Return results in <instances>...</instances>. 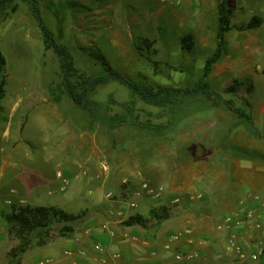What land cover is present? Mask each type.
Segmentation results:
<instances>
[{
	"label": "rangeland",
	"instance_id": "374dc122",
	"mask_svg": "<svg viewBox=\"0 0 264 264\" xmlns=\"http://www.w3.org/2000/svg\"><path fill=\"white\" fill-rule=\"evenodd\" d=\"M34 1L45 24L72 53L80 73L105 77L109 68L140 84L182 91L207 83L211 95L180 97L172 105L158 107L111 81L88 95L89 108L76 105L65 93L58 56L44 45ZM217 5L218 0L10 4L0 17V51L7 63L6 96L0 109V264L9 263L10 251L20 244L8 233L3 213L27 205L57 207L81 216L73 224L79 232L94 198L90 189L104 187V195L133 202V193L155 179L161 168L209 156L210 151L240 150L249 138L264 136V115L242 119L226 105L228 101L249 117V104H256L259 114L264 104V90L257 92L252 86L249 90L247 85L264 75V5L249 7L247 0H229L230 9L246 10V14L240 10L239 17L233 14L232 26L262 20L259 28L229 32L225 36L229 52L239 53L234 43L247 42L248 36L263 48L255 51L259 47L252 46L256 57L246 53L244 60L225 54L204 79L206 61L217 46ZM187 35L193 37L191 51L182 49L181 38ZM146 39L154 42L149 49L143 46ZM64 162L74 179L60 191L56 173L64 171ZM83 170L92 173L93 183L81 175ZM124 188L130 190L122 195ZM142 198L135 201L146 213ZM170 209L175 212L177 205ZM60 227L54 225L45 248L33 240L22 264L57 258L50 249L58 250L63 243Z\"/></svg>",
	"mask_w": 264,
	"mask_h": 264
},
{
	"label": "crops",
	"instance_id": "0c3cea01",
	"mask_svg": "<svg viewBox=\"0 0 264 264\" xmlns=\"http://www.w3.org/2000/svg\"><path fill=\"white\" fill-rule=\"evenodd\" d=\"M247 1L249 7L264 5V0ZM233 9L237 17L241 16L240 10L246 14L244 8L237 12ZM248 24L243 27L238 23L232 30L242 28L247 32ZM246 39L249 40L234 43L237 54L229 52L225 41V54L231 58L237 55L242 60L246 53L256 57L255 51H262L263 47L251 36ZM252 46L259 48L254 51ZM247 85L249 90L252 87L257 92L259 88L264 90V75L257 77L254 85L250 82ZM255 105L247 106L252 111L249 120L264 115V104L260 106V114ZM241 146L240 150L210 151L209 156L202 154L183 164L161 168L158 176L147 183L153 189L165 188V194L161 199L141 197L147 204L146 213L141 212L134 197L137 207L123 208L126 216L121 218L118 211L124 207L126 199L109 200L104 195V187L90 189L89 194L94 198L82 230H75L70 238L61 237L63 243L58 250L54 246L50 249L51 254L58 257L39 264H264V209L261 206L264 202V136L258 140L249 138L245 146ZM63 166L64 171L56 173L60 191L68 188L74 179L68 162ZM88 174L89 177H84L81 172L93 183L92 173L88 171ZM129 190L122 189V195ZM175 199L180 203L174 204ZM157 200L163 201L155 203ZM175 205L174 212L170 207ZM162 208L168 210V218L162 221L152 218L151 211ZM133 216H142L147 223L145 226L127 225ZM104 225L108 226L107 230L103 229ZM232 240L240 251L232 246ZM47 246L48 243L41 248Z\"/></svg>",
	"mask_w": 264,
	"mask_h": 264
},
{
	"label": "trees",
	"instance_id": "16d2710c",
	"mask_svg": "<svg viewBox=\"0 0 264 264\" xmlns=\"http://www.w3.org/2000/svg\"><path fill=\"white\" fill-rule=\"evenodd\" d=\"M14 0H0V17L8 9ZM34 1L33 12L39 22L43 33L44 45L47 49L54 51L58 56L61 68L65 77V93L78 106L89 108L91 102L88 100V95L95 91L98 87L105 85L111 81H117L128 87L135 94L139 95L146 103L164 107L172 105L178 101L180 97L186 98L197 94L210 96L207 83L198 84L197 88L185 91L172 88H155L149 85L140 84L133 80L127 79L124 75L114 72L109 68H105L108 75L105 77L86 76L76 68L72 53L68 47L61 43L51 31V29L43 21ZM218 33L217 46L213 55L207 59L205 65L204 79L208 78L212 72L213 66L218 64L226 53L225 36L232 30L231 20L233 17L232 9L229 7V0H218ZM261 25V20L252 18L246 30L258 28ZM182 49L191 51L193 46L192 35H187L181 38ZM149 40H144L143 46L147 49L151 48ZM6 59L0 51V109L1 102L6 96ZM234 89V87H233ZM226 105L230 110L236 113L240 118H248L247 114L239 108H234L232 104L226 101ZM151 216L157 221H162L168 218V210L162 208L158 211H151ZM2 218L7 223L8 233L20 240L19 246L13 248L10 253V261L8 264H20L21 257L31 247L33 240H37V246L41 247L48 243L52 237V229L54 225H60L58 235L63 238H70L75 233L74 223L81 219V216L68 213L67 211L57 207L32 206L27 205L10 213H3ZM147 219L142 216H133L126 222L127 225H142L145 226Z\"/></svg>",
	"mask_w": 264,
	"mask_h": 264
},
{
	"label": "built area",
	"instance_id": "2783aa9c",
	"mask_svg": "<svg viewBox=\"0 0 264 264\" xmlns=\"http://www.w3.org/2000/svg\"><path fill=\"white\" fill-rule=\"evenodd\" d=\"M82 175H83L84 177H89V174H88V171H87V170H83V171H82ZM58 177H59V178L62 177L61 173L58 174ZM91 179L93 180V177H92ZM64 184H67V181H64ZM142 192H144V194H146L147 196H150L152 199H161V198L164 196V194H165V188L160 187V188H157V189H153V188H152L147 182H143V183L141 184L140 191H135V192L133 193V195H134L135 197H142ZM107 198H108L109 200L114 199V198H113V194L108 193V194H107ZM173 203H174V204H179V203H180V200H179V199H175V200L173 201ZM123 206H124V207H122V209H121L120 211H118V216L121 217V218H123V217L126 216L125 209H123V208L128 207V208L132 209V208H136V207H137L136 203H135V202H132V200H131V201L124 200V201H123ZM261 206H262V208L264 209V202H262ZM263 224H264V222H263ZM103 229H104V230H107V229H108V226H107V225H104V226H103ZM231 243H232V246H233L235 249H237V250L240 251L239 246L236 245V243H235L234 240H232ZM241 256L244 257V254L241 253ZM253 259H256V256H254Z\"/></svg>",
	"mask_w": 264,
	"mask_h": 264
}]
</instances>
